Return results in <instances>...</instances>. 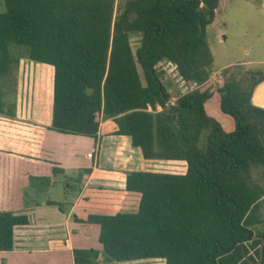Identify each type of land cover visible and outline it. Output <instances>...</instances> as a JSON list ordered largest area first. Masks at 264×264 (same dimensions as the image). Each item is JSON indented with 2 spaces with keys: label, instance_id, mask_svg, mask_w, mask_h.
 Here are the masks:
<instances>
[{
  "label": "trees",
  "instance_id": "1",
  "mask_svg": "<svg viewBox=\"0 0 264 264\" xmlns=\"http://www.w3.org/2000/svg\"><path fill=\"white\" fill-rule=\"evenodd\" d=\"M219 3L0 0V117L17 116L15 74L28 59L54 68L51 131L97 141L101 124L112 120L115 134L130 137L145 160L187 163L184 175L128 173L126 190L140 195L136 213L74 216L100 227L108 262L264 264V187L254 178L264 171V109L251 101L264 67L204 89L215 61L208 29ZM163 62L191 87L175 103L157 68ZM214 95L234 123L231 132L206 110ZM63 175L0 155V252L13 251L15 227L29 224L16 215L24 188L49 190ZM73 254L75 264L101 256L95 249Z\"/></svg>",
  "mask_w": 264,
  "mask_h": 264
},
{
  "label": "crops",
  "instance_id": "2",
  "mask_svg": "<svg viewBox=\"0 0 264 264\" xmlns=\"http://www.w3.org/2000/svg\"><path fill=\"white\" fill-rule=\"evenodd\" d=\"M17 75V116L0 117V155L62 169L64 175L58 178L66 189L64 200L57 202L51 197L57 178L49 190L24 188V204L16 215L27 217L29 224L15 227L14 250L0 252V264H75L74 250L89 249L101 253L96 264H165L161 259L108 262L99 242L100 227L78 224L74 216L136 213L140 195L126 190L128 173L184 175L187 163L145 160L130 137L115 134L112 120L101 124L97 141L51 131L54 68L24 59ZM70 193L73 198L68 200Z\"/></svg>",
  "mask_w": 264,
  "mask_h": 264
},
{
  "label": "rangeland",
  "instance_id": "3",
  "mask_svg": "<svg viewBox=\"0 0 264 264\" xmlns=\"http://www.w3.org/2000/svg\"><path fill=\"white\" fill-rule=\"evenodd\" d=\"M2 10L3 7L0 4V12ZM208 41L215 61L212 76L204 89L214 91L216 86H222L229 78L240 80L249 77L252 70L263 68L264 0H220L216 18L208 29ZM139 43L140 37L132 36L131 45L134 52L139 47ZM22 60L24 59L20 62ZM157 68L173 97L171 103H175L179 95L190 91L191 87L181 80L175 66L163 62ZM18 70L15 74L16 79H18ZM139 71L143 78L141 69ZM206 110L211 117L222 124L226 132L234 129L232 119L221 112L217 95H214L207 103ZM156 170L172 172L164 169ZM254 178L264 187V171H255ZM57 180L58 184L53 189L51 197L52 200L60 202L64 200L62 192L66 188L63 178H57ZM72 198L73 195L70 193L67 199ZM65 210L66 208L63 207V211ZM262 219L264 220V199Z\"/></svg>",
  "mask_w": 264,
  "mask_h": 264
},
{
  "label": "water",
  "instance_id": "4",
  "mask_svg": "<svg viewBox=\"0 0 264 264\" xmlns=\"http://www.w3.org/2000/svg\"><path fill=\"white\" fill-rule=\"evenodd\" d=\"M251 101L255 107L264 109V81L255 87Z\"/></svg>",
  "mask_w": 264,
  "mask_h": 264
}]
</instances>
